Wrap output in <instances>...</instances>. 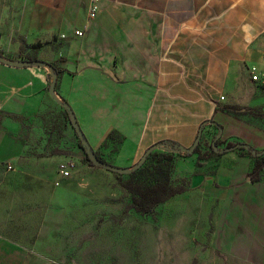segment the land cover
<instances>
[{
	"label": "crops",
	"instance_id": "obj_1",
	"mask_svg": "<svg viewBox=\"0 0 264 264\" xmlns=\"http://www.w3.org/2000/svg\"><path fill=\"white\" fill-rule=\"evenodd\" d=\"M74 1L65 28L83 36L51 61L32 58L64 61L55 95L82 138L123 172L152 151L183 154L199 134L246 145L200 165L197 154L180 158L174 183L189 188L169 202L189 207L185 221L209 232L229 264H264V177L251 180L249 154L264 152V88L251 72L264 75V0H99L93 18L91 0ZM56 76L47 65L0 62V167L17 165L40 136L36 118ZM0 264L54 263L0 234Z\"/></svg>",
	"mask_w": 264,
	"mask_h": 264
},
{
	"label": "rangeland",
	"instance_id": "obj_2",
	"mask_svg": "<svg viewBox=\"0 0 264 264\" xmlns=\"http://www.w3.org/2000/svg\"><path fill=\"white\" fill-rule=\"evenodd\" d=\"M74 9V0H0V62L25 66L30 57L51 61L60 55L78 31L65 28ZM258 82L264 88V75ZM55 97L37 116L40 136L14 171L0 167L5 239L46 254L54 264H229L211 246L209 232L185 221L190 209L179 202L162 204L154 216L133 211L124 226H114L110 216L130 203L117 184L123 172L105 157L108 168L89 162L87 153L94 160L95 152L80 146L70 113ZM46 145L63 154L44 157ZM63 162L74 164L68 179L59 172ZM189 216L199 217L195 210ZM238 239L249 241L245 231Z\"/></svg>",
	"mask_w": 264,
	"mask_h": 264
},
{
	"label": "trees",
	"instance_id": "obj_3",
	"mask_svg": "<svg viewBox=\"0 0 264 264\" xmlns=\"http://www.w3.org/2000/svg\"><path fill=\"white\" fill-rule=\"evenodd\" d=\"M28 64H36L40 62L36 58H28ZM64 61L47 63L48 66L53 70L55 75V90L59 83L60 75L68 72L64 67L61 66ZM66 108V107H64ZM226 113L235 116L243 117L248 113L246 110L238 106H227L222 108ZM78 138H80V146L83 147L84 139H82L75 128ZM200 141L190 150H186L183 154L174 152H160L152 151L144 156V160L140 165L134 167L130 171L123 172L117 176L118 186L126 192L130 197V203L127 204L122 213L118 215H111L109 220L114 226L122 227L128 220L130 213L135 212L143 216H154L158 207L162 204H166L176 196L182 195L188 191V183L186 180H182V184L175 185L174 183V172L177 161L180 158H188L194 154L198 155L197 165H200L201 161L220 158L224 154L240 150L243 152L245 146L241 143H225L220 139H212L209 143L205 140L204 135L199 134ZM174 147H178L173 143ZM222 147L219 151L215 148ZM49 145H46V151L43 154L44 157L48 156H61L62 150L54 149L49 151ZM250 156L254 159V166L250 173V178L253 182H259L264 177V152L260 154H251ZM89 162L98 167L106 168L108 164L105 159L98 153L94 160L91 159V155L87 153ZM114 170H120L114 168Z\"/></svg>",
	"mask_w": 264,
	"mask_h": 264
},
{
	"label": "built area",
	"instance_id": "obj_4",
	"mask_svg": "<svg viewBox=\"0 0 264 264\" xmlns=\"http://www.w3.org/2000/svg\"><path fill=\"white\" fill-rule=\"evenodd\" d=\"M98 2H99V0H91V10H90V17L91 18H93L98 11V6H97ZM76 35L78 37H82L83 31H77ZM0 49H1V46H0ZM251 72H252V80L255 82L257 80H259L257 70L255 68H252ZM217 149L218 148H215V150H217ZM6 167H7V171H14V167L12 165H7ZM73 168H74V164H72L70 162H67V163L63 162L59 166V172L63 178L68 179L71 176V171L73 170Z\"/></svg>",
	"mask_w": 264,
	"mask_h": 264
},
{
	"label": "water",
	"instance_id": "obj_5",
	"mask_svg": "<svg viewBox=\"0 0 264 264\" xmlns=\"http://www.w3.org/2000/svg\"><path fill=\"white\" fill-rule=\"evenodd\" d=\"M37 65H47L48 66V64L47 63H45V62H38V63H36ZM55 81V80H54ZM55 85H54V83L51 85V87H50V90H49V93H50V95L53 97V98H56L55 97ZM64 107H66V109L68 110V111H72L67 105H64ZM74 123V126H75V128L77 129V123H75V122H73ZM78 130V129H77ZM78 133H79V135H80V137L82 138V135H81V133H80V131L78 130ZM83 139V138H82ZM198 143V142H197ZM196 143V144H197ZM195 144V145H196ZM84 145L87 147V150L89 151L90 150V145L85 141L84 142ZM242 147H246V145L245 146H242ZM109 166H107L106 168H108ZM137 167V166H136ZM119 171H121V170H119ZM121 172H123V171H121Z\"/></svg>",
	"mask_w": 264,
	"mask_h": 264
}]
</instances>
